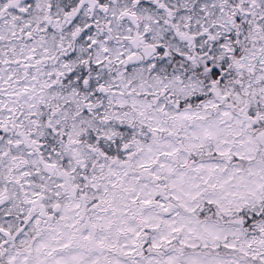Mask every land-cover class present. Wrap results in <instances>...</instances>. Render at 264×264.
Segmentation results:
<instances>
[{"label":"snow or ice","instance_id":"1","mask_svg":"<svg viewBox=\"0 0 264 264\" xmlns=\"http://www.w3.org/2000/svg\"><path fill=\"white\" fill-rule=\"evenodd\" d=\"M0 264H264V0H0Z\"/></svg>","mask_w":264,"mask_h":264}]
</instances>
